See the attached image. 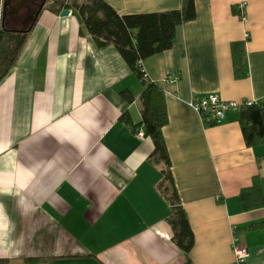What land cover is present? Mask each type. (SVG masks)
<instances>
[{
	"label": "crops",
	"instance_id": "crops-1",
	"mask_svg": "<svg viewBox=\"0 0 264 264\" xmlns=\"http://www.w3.org/2000/svg\"><path fill=\"white\" fill-rule=\"evenodd\" d=\"M105 1L120 16L182 8V0ZM194 1L196 17L177 28L174 47L142 61L147 82L179 77L162 87L163 136L194 235L188 258L236 264V240L249 253L243 264H264V208L243 211L240 202L264 179V143L247 146L239 110L209 126L189 105L210 93L264 104V0ZM80 31L77 15L43 10L0 82V260L187 264L158 188L163 167L150 160L154 142L137 136L145 86L114 45L99 48ZM233 43L245 44V78L235 77Z\"/></svg>",
	"mask_w": 264,
	"mask_h": 264
},
{
	"label": "trees",
	"instance_id": "trees-1",
	"mask_svg": "<svg viewBox=\"0 0 264 264\" xmlns=\"http://www.w3.org/2000/svg\"><path fill=\"white\" fill-rule=\"evenodd\" d=\"M3 1L6 3L7 0ZM38 2L37 18L26 31L14 30L5 23L6 16L3 12L0 20V82L15 65L29 32L43 10H49L57 15L64 10H71L81 22L82 35L92 36L99 48L114 45L145 86L140 96L143 119L141 125L145 129L146 136H149L155 145L150 160L163 167V179L158 188L171 205L172 213L167 221L174 232V243L186 255L187 264H191L188 257L194 246V235L175 187L171 161L163 136V128L169 121L165 93L160 84L144 80L141 63L174 47L177 28L196 17L195 1L182 0L180 10L128 16H120L105 0H54L51 2L38 0ZM24 6L25 3L22 7ZM234 11L238 13V10ZM232 53L235 77L245 78L247 75L244 65L245 44L233 43ZM123 97L130 102L134 100L131 93L125 92ZM122 120L131 123L128 115H124ZM239 122L247 146L254 147L264 143V104L252 103L242 106L239 109ZM206 124L216 125L207 122ZM240 202L243 211L264 208V179L256 177L253 186L242 191ZM262 226L263 223H257L240 227L235 229V235H238L240 231L259 229ZM36 261L38 260H25V262ZM4 263L8 261L0 260V264Z\"/></svg>",
	"mask_w": 264,
	"mask_h": 264
},
{
	"label": "built area",
	"instance_id": "built-area-1",
	"mask_svg": "<svg viewBox=\"0 0 264 264\" xmlns=\"http://www.w3.org/2000/svg\"><path fill=\"white\" fill-rule=\"evenodd\" d=\"M245 7V3L240 5V10H242L241 18L243 21H247L246 15L243 14ZM143 72L144 80L146 81L148 74L144 70ZM178 81L179 77L175 73H171L162 79L160 85L163 87L169 84H176ZM250 104H252V102L238 103L236 101H225L215 93H210L204 97H193V99L189 101V105L200 114L203 121L210 124H219L224 120L229 111L239 110L242 106ZM137 136L140 139H144L146 137L143 127L137 131ZM233 253L236 264H243L249 255L247 248L237 244L236 240L233 246Z\"/></svg>",
	"mask_w": 264,
	"mask_h": 264
},
{
	"label": "flooded vegetation",
	"instance_id": "flooded-vegetation-1",
	"mask_svg": "<svg viewBox=\"0 0 264 264\" xmlns=\"http://www.w3.org/2000/svg\"><path fill=\"white\" fill-rule=\"evenodd\" d=\"M20 1L25 3L24 7L19 8V12H17L13 17L9 16L12 8L18 4ZM27 2V3H26ZM3 12L5 13V23L12 26L13 29L17 31H26L37 18L39 2L38 0H7L6 3L3 4Z\"/></svg>",
	"mask_w": 264,
	"mask_h": 264
},
{
	"label": "water",
	"instance_id": "water-1",
	"mask_svg": "<svg viewBox=\"0 0 264 264\" xmlns=\"http://www.w3.org/2000/svg\"><path fill=\"white\" fill-rule=\"evenodd\" d=\"M23 5V1H20L18 4H16L11 12L9 13L10 17H13L19 10V8ZM73 12L71 10H64L62 11V13L60 14L62 17H67L69 15H71Z\"/></svg>",
	"mask_w": 264,
	"mask_h": 264
},
{
	"label": "rangeland",
	"instance_id": "rangeland-1",
	"mask_svg": "<svg viewBox=\"0 0 264 264\" xmlns=\"http://www.w3.org/2000/svg\"><path fill=\"white\" fill-rule=\"evenodd\" d=\"M50 2L51 1H54V0H49ZM3 3H4V1L3 0H0V20H1V18H2V15H3ZM11 27H13V25L11 26Z\"/></svg>",
	"mask_w": 264,
	"mask_h": 264
}]
</instances>
